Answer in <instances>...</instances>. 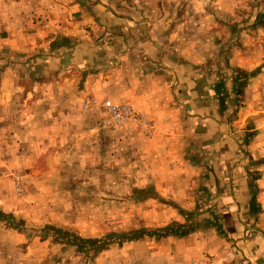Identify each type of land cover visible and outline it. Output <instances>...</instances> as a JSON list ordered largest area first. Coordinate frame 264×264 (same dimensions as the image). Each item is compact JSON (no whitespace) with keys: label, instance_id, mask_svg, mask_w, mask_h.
Returning a JSON list of instances; mask_svg holds the SVG:
<instances>
[{"label":"rangeland","instance_id":"374dc122","mask_svg":"<svg viewBox=\"0 0 264 264\" xmlns=\"http://www.w3.org/2000/svg\"><path fill=\"white\" fill-rule=\"evenodd\" d=\"M200 1L201 17L199 0H86V8H99L87 34L93 57L72 63L65 56L52 60L66 40L36 26L52 16H36V5H29L41 8L44 2L43 11L51 14L59 0L0 5V264L232 263L234 241L222 213H215L207 189L196 193L195 176L187 174L191 146L184 141L183 157L173 153L170 160L165 152L174 147L171 139L158 144L154 122L130 102L117 101L114 85L124 81L109 74L114 63L100 57L101 8L111 9L117 21L139 18L138 8L154 10L158 29L165 22L177 30L182 20L189 50L200 33L206 71L214 77L219 71L222 105L239 116L241 152L249 157L243 168L253 169L247 179L255 187L256 180L264 181V151L247 146L264 136V72L244 66L248 55L264 52V0ZM162 6L187 15H158ZM199 21L202 31L196 32ZM119 106L142 115L146 125L115 123L108 108ZM186 202L192 206L184 207ZM197 232L208 239L203 251L196 246L199 237L191 248L180 243Z\"/></svg>","mask_w":264,"mask_h":264},{"label":"crops","instance_id":"0c3cea01","mask_svg":"<svg viewBox=\"0 0 264 264\" xmlns=\"http://www.w3.org/2000/svg\"><path fill=\"white\" fill-rule=\"evenodd\" d=\"M79 1L83 6H77V0L54 2L51 14L43 11L44 2L41 3V8H38L37 3L29 2L31 6L36 5V9H33L36 16H52L50 21L36 20L38 23L35 25L39 27L42 24L60 33L57 36L59 39L66 40L63 50H54L55 58L52 57V60H61L65 56L72 63L84 61L86 55L93 57L88 46L91 45L93 49L94 44L88 35L93 30L91 17H99V8H86V0ZM6 3V0L0 1L3 9ZM201 9L199 0V17L202 16ZM182 10L162 6L155 12L164 17L168 14L187 15ZM134 11L135 14L138 11L139 18H121L117 21L118 15L113 14L111 9L101 8V15L106 18L103 22L105 44L100 57L107 64L114 63L109 66L108 73H114L117 79L124 81L119 85L116 80L114 85L119 91L117 101L130 102L154 122L158 144L171 139L174 147L165 152H170V160L173 153H180V157H183L179 148L184 145V141L191 146L193 156L186 157L193 162L185 166L187 174L195 176L196 193L199 194L202 187L207 189L211 198L213 197L211 206L215 208V213H222V223L234 241L231 264H264V181L256 180L254 183L257 188L249 186L247 176H250L248 172L253 169L243 168L249 157L241 152L243 131L239 116H234V109L230 106L225 108L222 105V94L216 81L220 78L219 71L216 70L215 77L213 71H206L205 64L209 61L199 53L202 35H192L195 37V45L189 50L188 43L182 36L187 35L185 22L182 24L183 21L179 20L175 24L179 25L177 30H170L171 26L164 25L165 22L158 29L156 24L160 21L155 20L154 10L138 8ZM6 21L5 19L4 22ZM114 21L118 25H114ZM13 22H18V17ZM22 24L26 25L25 21L20 25ZM202 24L203 21H199L196 32L202 31ZM38 27L35 30L38 31ZM256 31L258 32L255 30L252 34L257 35ZM175 32L179 35H174ZM259 34L260 44L264 43L262 27ZM258 55H248L245 70L253 72L252 68L255 67L264 72L263 65L258 67L259 62L264 63L263 49H260V57ZM233 59L241 67L240 57L235 55ZM41 60L38 58V61ZM252 143L254 147L259 146L264 151V136L259 140L254 139L247 146L249 151L255 153ZM183 206L191 207L192 204L186 202ZM198 237L196 246L199 247V252L203 251L204 246L208 245V239L204 240L200 232L186 236L180 243L191 248Z\"/></svg>","mask_w":264,"mask_h":264},{"label":"built area","instance_id":"2783aa9c","mask_svg":"<svg viewBox=\"0 0 264 264\" xmlns=\"http://www.w3.org/2000/svg\"><path fill=\"white\" fill-rule=\"evenodd\" d=\"M108 112L115 123H123L126 121H132L142 126L146 125V121L142 115L135 113L130 108L125 106L109 107Z\"/></svg>","mask_w":264,"mask_h":264}]
</instances>
